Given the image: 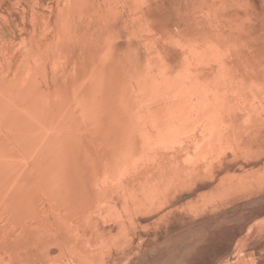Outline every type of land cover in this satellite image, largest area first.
Masks as SVG:
<instances>
[{
    "label": "bare ground",
    "instance_id": "obj_1",
    "mask_svg": "<svg viewBox=\"0 0 264 264\" xmlns=\"http://www.w3.org/2000/svg\"><path fill=\"white\" fill-rule=\"evenodd\" d=\"M245 20L252 23L249 12ZM201 43L199 52L190 47L195 56L221 66L209 82L186 65L160 78L141 73L137 86L122 89L109 76L101 81L113 45L103 38L89 76L105 90L85 91L80 113L60 88L37 85L28 60L10 82L0 79V127L11 132L0 135V264H94L110 244L132 238L136 213L161 208L198 175L200 158L225 147L264 149V137L252 142L242 125L264 133V55L249 40L241 84L232 85L228 73L239 66L227 65L218 41ZM29 52L37 63L39 53ZM226 82L243 88L244 119Z\"/></svg>",
    "mask_w": 264,
    "mask_h": 264
},
{
    "label": "rangeland",
    "instance_id": "obj_2",
    "mask_svg": "<svg viewBox=\"0 0 264 264\" xmlns=\"http://www.w3.org/2000/svg\"><path fill=\"white\" fill-rule=\"evenodd\" d=\"M106 37L113 45L101 81L109 76L118 88L137 86L141 73L160 78L186 65L189 76L209 82L220 62L190 48L201 51L206 37L218 41L227 65L239 66L228 75L241 84L246 43L264 55V0H0V79L10 82L28 60L37 85L60 88L80 113L85 91L105 90L89 72ZM29 50L39 53L37 63ZM226 87L244 119L243 88ZM242 125L252 142L264 137ZM0 135L11 132L0 127ZM251 149L200 158V173L173 188L161 208L136 213L132 238L110 244L94 264H264V149Z\"/></svg>",
    "mask_w": 264,
    "mask_h": 264
}]
</instances>
